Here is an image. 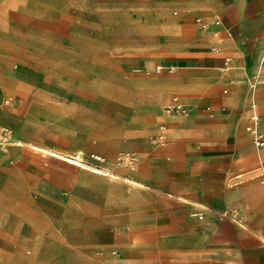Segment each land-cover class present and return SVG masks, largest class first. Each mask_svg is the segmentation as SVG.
Masks as SVG:
<instances>
[{"label":"crops","instance_id":"obj_1","mask_svg":"<svg viewBox=\"0 0 264 264\" xmlns=\"http://www.w3.org/2000/svg\"><path fill=\"white\" fill-rule=\"evenodd\" d=\"M171 8L178 9L179 14L172 15ZM148 9L146 22L135 26L143 31L156 28V35L154 41L146 43L147 52L134 66L147 69L158 64L156 69L162 68L157 71H166L133 80L131 85L144 105L160 103L171 93L179 92L183 98L180 101L187 110L167 113L163 108L166 104L157 108L156 120L169 130V142L159 148L150 161L137 164L128 171V176H121L143 183L145 207L123 213L129 217L131 228L112 224L110 228L98 229L95 239L100 251L109 256V251L115 248L123 251V257L117 260H142L149 248L134 234L143 225L159 224L168 226L175 236L161 239L157 247L163 256H176L177 264H200L202 253L206 257L220 256L224 264H264V161L241 172L250 177L239 184L252 182L232 190L224 186L227 172L239 167L241 159L237 157L240 154L248 163L260 157L259 150L264 148L255 145L258 150L255 151L251 134L246 131V126L245 131L243 129L244 121H249L247 113L251 104L264 115V85H261L264 80L261 83L254 80L264 72V0H158V3L154 0ZM5 31L2 35L9 38ZM6 60L1 58V63L5 65ZM54 70L50 65V76L61 74ZM26 75L23 73L18 79L24 85L29 81V89L19 97L22 105L28 107L29 95L41 79ZM21 109H13L16 121L6 119L21 132L20 138H13L20 148H14L13 156L11 151H0L1 235H6V225H16L21 218L16 216V204L21 201L18 195H14L13 215L4 216L1 212L10 207L6 202L10 201L11 188L20 194L26 190L29 177L42 175L45 171L24 169V157L28 154L21 148L36 151L41 157L54 156L43 148L84 155L81 149H63L55 142L51 144L32 135L27 110L22 115ZM135 112L133 121L138 124L139 133L153 131L154 126L145 121L146 111L138 106ZM260 128L264 131V119ZM165 143L166 137L164 143L158 144ZM14 159L20 167H11ZM84 171H89L93 178L87 185L103 194L109 207L115 209L117 199L126 190L125 184L109 176L91 173L86 168ZM166 192L173 198H167ZM252 196V200H247ZM157 205L165 206L169 211L147 213ZM33 224L40 237H35L31 246L46 238L45 224L38 221ZM135 239L141 245L134 244ZM91 255L93 259L97 258L94 253ZM0 261L34 264L23 254L21 247L12 254H0Z\"/></svg>","mask_w":264,"mask_h":264},{"label":"rangeland","instance_id":"obj_2","mask_svg":"<svg viewBox=\"0 0 264 264\" xmlns=\"http://www.w3.org/2000/svg\"><path fill=\"white\" fill-rule=\"evenodd\" d=\"M153 1L0 0V29L3 28L0 30V122L13 130V138H20L21 132L6 119L16 121L13 109L22 107L20 113L23 115L27 110L32 135L49 143L55 142L63 149H81L84 160L80 162L100 169L108 168L120 176H128V171L136 168L137 164L150 161L159 148L166 146L169 130L157 122V108L172 103L174 96L183 100L182 95L173 92L160 103L144 105L131 85L133 80L166 71H157L158 64L147 69L134 66L147 52L146 43L155 39L156 28L143 31L135 26L146 22L145 13ZM169 12L175 16L179 14L176 8ZM4 31L9 38L2 35ZM3 57L7 59L5 65L1 63ZM50 65L61 74L50 76ZM23 73L41 79L29 95L28 107L22 105L19 97L29 89V81L24 85L18 79ZM254 80L261 83L264 72ZM130 85L131 90H128ZM253 105L247 117L255 108L259 109ZM138 106L146 111L145 121L154 126L153 131L139 133L138 124L133 121ZM246 124L247 120L243 124L244 131ZM260 131L264 134L261 128ZM157 134L166 137L164 145L153 141ZM250 140L253 149L258 151L252 136ZM3 146L0 144L1 148ZM6 146L0 151H11V156L14 148H20L14 141ZM21 149L28 154L24 157V169L45 171L42 175L29 177L24 192L19 194L11 188L12 192L8 194L10 201L6 202L10 207L1 212L4 216L13 215L17 206L16 216L21 218L18 224L5 226L6 235L0 234V254H12L21 247L23 254L34 264L178 263L176 256H163L157 247L161 239L175 236L168 226L159 224L143 225L134 234L149 248L142 260L116 261L123 257V251L115 248L109 251V256H104L95 239L97 230L110 228L112 224L131 228L129 217L123 213L142 209L145 205L131 207L117 201L115 209L110 208L106 197L87 185L93 178L89 171L85 173L82 166ZM263 149L259 150L260 157L255 161L247 163L241 154L237 157L241 162L238 168L227 172L224 179L226 189L232 190L252 182L249 180L232 188L227 185L232 175L260 165L264 161ZM92 154L101 159L92 157ZM126 154L130 157L121 159ZM10 165L20 167L15 159ZM249 177V174H244L243 178ZM257 183L262 186L259 181ZM14 195L21 198L16 206ZM165 196L173 198L167 192ZM156 211L169 209L157 205L147 213ZM233 212L237 214L236 209ZM35 221L45 224L43 232L46 238L31 246L30 242L40 237L35 233ZM133 242L141 245L137 239ZM92 253L96 259L92 258ZM199 259L200 264H224L220 256L206 257L202 253ZM0 264L4 263L0 261Z\"/></svg>","mask_w":264,"mask_h":264},{"label":"built area","instance_id":"obj_3","mask_svg":"<svg viewBox=\"0 0 264 264\" xmlns=\"http://www.w3.org/2000/svg\"><path fill=\"white\" fill-rule=\"evenodd\" d=\"M164 110L168 112H185L187 110L186 106L181 103L179 100L178 96H175L173 98L172 103L166 104L164 106ZM262 119V114L258 109H254L251 115L249 116V121L246 125V131L251 134V136L254 139V143L257 147H264V134L260 131L259 124ZM13 137V130L10 129L8 126H5L3 124H0V144L2 143H7L11 138ZM154 142L156 143H164L165 142V136L163 135H156L155 138L153 139ZM88 156L90 154H87ZM92 157H96L98 159H101L100 156H96L95 154L91 155ZM130 156L129 155H123L121 156V159H128ZM82 161L84 160V155L79 158ZM244 173H237L234 174L230 179H229V186H235L241 182H243L245 179ZM264 182V178L262 180Z\"/></svg>","mask_w":264,"mask_h":264},{"label":"bare ground","instance_id":"obj_4","mask_svg":"<svg viewBox=\"0 0 264 264\" xmlns=\"http://www.w3.org/2000/svg\"><path fill=\"white\" fill-rule=\"evenodd\" d=\"M0 30H3V28H1ZM161 68L162 67L159 66L157 68V70H161ZM8 110H10V109H8ZM12 141H14L13 137L7 143H5V142L2 143V144H4V146L2 148L6 149L7 148L6 144L11 143ZM43 150L48 152L49 154L54 155V156L61 157L64 160H67V161H69L71 163H75L77 165H80V166L86 168L87 170H90L91 172H93L96 175L109 176L113 180L116 179V180L121 181L123 184H125L126 190L117 199L118 201H121V202H123V203H125L127 205H130L131 207L132 206L134 207V206L145 205L146 204V197L143 194L144 185L139 180H137L135 178L129 179V178H126V177H121L115 171H112V170H110L108 168L100 169V168L92 167L90 165H86L85 163L80 162L81 159H79V158H81L82 156L80 154H77V153L69 155V154H65V153L59 152V151H57L55 149H44L43 148ZM73 151H75V150H73ZM116 261H118V260H116Z\"/></svg>","mask_w":264,"mask_h":264}]
</instances>
